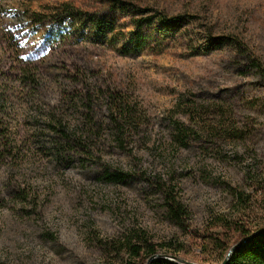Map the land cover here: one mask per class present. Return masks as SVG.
Segmentation results:
<instances>
[{"label":"rangeland","instance_id":"1","mask_svg":"<svg viewBox=\"0 0 264 264\" xmlns=\"http://www.w3.org/2000/svg\"><path fill=\"white\" fill-rule=\"evenodd\" d=\"M67 8L84 15L54 24ZM156 13L182 25L144 26L135 49L132 21ZM235 42L264 66V0H0V264H125L143 233L215 264L206 234L263 227L264 80ZM140 174L174 188L192 233Z\"/></svg>","mask_w":264,"mask_h":264},{"label":"trees","instance_id":"2","mask_svg":"<svg viewBox=\"0 0 264 264\" xmlns=\"http://www.w3.org/2000/svg\"><path fill=\"white\" fill-rule=\"evenodd\" d=\"M81 15L84 14L73 12L67 8L62 16H56L53 21L54 24H63L66 17L77 18ZM95 19V17H92L89 23H91L97 34L105 37L107 33L113 31L114 28L110 23L106 24V22ZM154 21L162 23L171 30L182 25V21L179 18H168L161 13H156L155 16L147 19L132 21V26L135 29V32L132 34V39L136 44L135 49H139L141 47L139 41H143L139 38V32L142 31L144 26H150ZM234 44L240 63H244L242 67L238 66L240 75L247 76L249 73H253L255 76L264 80V66L258 60L251 58L242 44L236 42ZM218 45L223 44L219 43ZM125 123L127 124L128 122ZM172 131L176 144L182 148L190 145L192 135L194 134L191 126H187L181 122H174ZM134 176L127 172L112 170L106 166L102 167L97 175L100 181L108 184H122L133 179ZM138 178L146 183L155 193L160 195L167 218L180 230L188 234L192 233L187 224L186 210L178 200L174 188L158 178H150L143 174L138 175ZM231 227H234V236L232 237H225V234L221 236L218 233L206 234L204 236V242L210 247L213 263L264 264V226L253 232L237 223L233 225L231 223H224L220 226L221 229L225 230ZM144 237L145 234L143 233L140 236L138 244L128 245L127 261L125 264H192L181 260L173 254H168V256L164 255L166 258H155L148 262L150 258L157 256V248L161 246L151 243L150 240ZM233 248L234 250L232 251ZM171 258L173 260H170Z\"/></svg>","mask_w":264,"mask_h":264},{"label":"water","instance_id":"3","mask_svg":"<svg viewBox=\"0 0 264 264\" xmlns=\"http://www.w3.org/2000/svg\"><path fill=\"white\" fill-rule=\"evenodd\" d=\"M234 248H235V247H234ZM234 248L232 249V251L234 250ZM155 258H166V257L154 256V257L150 258V259L148 260V262H150L151 260H153V259H155ZM170 260H173V259L171 258ZM223 264H225V262H224Z\"/></svg>","mask_w":264,"mask_h":264}]
</instances>
